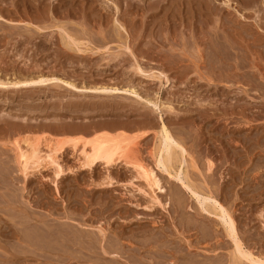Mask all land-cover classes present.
<instances>
[{
    "label": "rangeland",
    "instance_id": "374dc122",
    "mask_svg": "<svg viewBox=\"0 0 264 264\" xmlns=\"http://www.w3.org/2000/svg\"><path fill=\"white\" fill-rule=\"evenodd\" d=\"M67 34L82 51L65 45ZM42 77L57 84L0 88V264H235L221 219L201 208L205 195L264 257V0H0V80ZM163 124L179 142L174 171L200 197L178 171L157 168ZM101 132L136 139L133 158L158 172L162 204L132 166L81 167V143L65 147L59 180L52 166L26 179L14 162L12 144L27 134L47 150L48 137ZM13 215L20 235L36 230L32 246ZM60 226L80 237L69 236L72 248Z\"/></svg>",
    "mask_w": 264,
    "mask_h": 264
},
{
    "label": "bare ground",
    "instance_id": "6f19581e",
    "mask_svg": "<svg viewBox=\"0 0 264 264\" xmlns=\"http://www.w3.org/2000/svg\"><path fill=\"white\" fill-rule=\"evenodd\" d=\"M72 37L70 36V35H68L67 34V36L65 37V39H66V41L64 42L65 43V45L66 46H68L69 48H71L72 50L74 49H76V51H82L83 49L80 47V43H79V41L78 40H76L75 38L73 39H71ZM232 51V50H231ZM137 68V67H136ZM22 70V69H21ZM158 76V75H157ZM56 80H58L57 78H55V77H51V78H45V77H42L41 79H30V80H23V81H15V82H6V81H3V80H0V88H8V87H10V86H14V87H16V89H19L18 88V86L19 85H22V86H25V85H29V84H31V85H36V84H50V83H55V81ZM64 83H66L68 86H71V87H74V88H77V86L74 84V83H72V82H70V81H63ZM55 84H57V83H55ZM92 89V88H91ZM97 91H103V92H113V91H116V90H118L117 88H115V89H108V88H95ZM94 89V90H95ZM136 95V94H135ZM130 135V134H129ZM129 135H127V133L126 134H113V133H110V132H101V133H98V134H95V136H93V137H91V138H89V137H87L88 139H85V140H83V139H81V138H79V137H76V138H74V139H72V138H68V139H66V138H64V139H60V138H50V137H48V138H46V141H45V145L47 146H45L46 148H47V150H44V149H42L41 147V142H40V140L39 139H37V138H33L32 137V135L30 136L29 134H27L26 136H23L22 138H16L15 139V141L13 142V146H14V148L12 149L13 151H15V154H14V162H16V165H18L17 167L19 168V172H21L22 173V175L27 179V176L29 177V174H30V172L32 173V171L34 172V170H36V169H41V168H43V167H47V166H52V168H53V170H54V175L56 176V178H58V180L60 179V178H62V176L63 175H65L64 173H65V169H64V167H63V164L61 163V154L63 153V151L65 150V147L66 146H68L69 144H72L73 145V147H77L80 143L82 144V147L80 148V158H79V160H80V163H81V167H83L84 169H94V167L96 166V165H98L99 163H103V164H105L106 166H114V165H116V164H118V163H124V164H127V165H129V166H132V167H134V169H136L138 172V175H137V177H139V175H140V178H143L144 180H145V182H147V183H144V184H146L147 185V187L149 188V191H147V190H145L144 191V193L145 194H147V195H149L150 197V199L153 201V202H156L157 204H162V201H161V199H160V194H161V192H163L164 191V187L162 186V184H161V180H160V177L158 176V172H156L155 171V169H151V168H148L147 166H145L144 164H141L140 162H138L137 160H135V159H137V158H133V146H134V139H133V137L132 136H129ZM159 135H160V139H159V147L157 146V152H156V154H155V163H156V166H157V168H159V169H161V170H166V171H168L169 172V174H170V176L171 175H173L172 173H171V168L173 169V163L175 162L174 160L176 159L175 157H177V156H175V154H177V153H175V149L176 148H178V146H179V142H177V140H175L174 139V137L172 136V133H170V131L167 129V127L165 126V124H163L162 125V127H161V129H160V133H159ZM86 138V137H85ZM181 138V137H180ZM136 140V139H135ZM8 145H10V144H8ZM41 146V147H40ZM182 146V145H181ZM2 147V146H1ZM183 148V147H182ZM6 149V148H5ZM77 149V148H76ZM185 149V148H184ZM77 151V150H76ZM185 151H187V150H185ZM137 155V154H136ZM79 156V155H78ZM184 156V155H183ZM139 158V157H138ZM1 159V158H0ZM3 159V158H2ZM183 159H185V157L183 158ZM182 159V160H183ZM8 160V159H7ZM3 161V160H2ZM184 162V161H183ZM211 162V161H210ZM1 163V162H0ZM179 163H180V161H179ZM182 163V162H181ZM173 164V165H172ZM15 165V166H16ZM183 165V164H182ZM0 166H1V164H0ZM14 166V167H15ZM181 166V165H180ZM209 166H211V164H209ZM67 169V168H66ZM1 170V169H0ZM95 170V169H94ZM175 170V168L173 169V173H175L176 174V172L178 171V174H176V175H174L177 179H179L180 181H183V184H184V186L187 188V190H189L191 193H192V195L194 196V195H196V196H198V197H200V190H199V193L197 192L198 190H197V187L195 188L194 186L192 187L191 186V184L190 183H192V182H189V183H187V181H190V180H187L186 178H185V176H183V178L181 177L182 175H183V173L180 171L179 172V170H177L176 172L174 171ZM18 171V170H17ZM183 172H185V173H187L186 171H184V169L182 170ZM0 172H2V170L0 171ZM109 173V172H108ZM182 173V175L181 176H179V174H181ZM184 173V174H185ZM8 174H9V172H8ZM186 175V174H185ZM16 176V175H15ZM22 176V177H23ZM187 176H189V175H187ZM186 176V177H187ZM17 177V176H16ZM108 177V176H107ZM171 177H173V176H171ZM175 177H173V178H175ZM185 178V179H184ZM189 178V177H188ZM205 178V177H204ZM56 180V179H55ZM106 180H108V179H106ZM111 180H113V178H111ZM110 180V181H111ZM187 180V181H186ZM206 180V179H205ZM192 181V180H191ZM3 182V181H2ZM108 182V181H107ZM106 182V184L108 185V183ZM112 182V181H111ZM105 184V183H104ZM106 184H105V186H106ZM112 184H113V182H112ZM112 184L111 183H109V186H112ZM146 185H145V187H146ZM192 185H194V184H192ZM108 186V187H109ZM196 186V185H195ZM15 187V186H14ZM59 187V186H58ZM195 188V189H194ZM141 190H143V189H141ZM159 192H160V194H159ZM144 194V195H145ZM191 195V196H192ZM202 197V196H201ZM212 197V196H211ZM209 195H205V196H203V199L201 198V208L203 209V211H205V212H207V213H209V214H214L216 217L218 216L220 219H221V221H222V224L225 226V230H226V232H227V234H228V238H231V240H232V244H234V248H235V251L234 252H236V253H234L233 255H234V258H236V260L239 262L238 264H246V263H248V262H250V264H264V257L263 256H261V257H263V258H261L260 256H256L255 254H253L251 251H248V250H246L244 247L245 246H243V243H242V241H241V239H240V237H239V234H238V230H237V227H236V222H235V220H234V218H233V216H232V214L227 210V208H225L224 207V205H222L220 202H218V200L217 199H215L214 197H212L211 198ZM210 199H214V200H216L215 201V204L214 205H212L211 207H209V205L208 206H206V201L208 202V200H210ZM21 200V199H20ZM199 200V199H198ZM152 202V203H153ZM212 202V201H211ZM1 203V202H0ZM155 203V204H156ZM205 203V204H204ZM208 203H210V202H208ZM3 204V203H2ZM154 204V205H155ZM199 204V203H198ZM159 206H161V205H159ZM164 206H165V204H164ZM199 206V205H198ZM14 207V206H13ZM1 210V209H0ZM201 210V209H200ZM5 212H8V210L7 211H5ZM5 212H3V213H5ZM7 214V213H6ZM9 214V213H8ZM7 214V215H8ZM70 215V214H69ZM23 217V216H22ZM12 218H15L14 217V215L12 216ZM18 219V218H17ZM16 218H15V220H13V221H17L16 223L14 222V224H13V222H11V223H8V225H6L5 223V229L7 230L9 227H11L12 228V226L14 227V225H15V227L17 228V231L19 230V228L17 227V225L16 224H19L20 222H18V220H17ZM46 219V218H45ZM44 219V220H45ZM25 220V219H24ZM62 220V219H61ZM2 221V220H1ZM57 221V220H56ZM55 221V222H56ZM28 221H26V223H27ZM46 222V221H45ZM64 222V221H63ZM25 223V224H26ZM31 223V222H30ZM29 222H28V224H30ZM43 224H44V222H42ZM48 222H46L45 224H47ZM0 224H2L1 222H0ZM44 224V225H45ZM49 224V223H48ZM12 225V226H11ZM23 225H24V223H23ZM42 225V224H41ZM44 225H43V227H44ZM50 225V224H49ZM60 225H62V224H60ZM26 226L27 225H25V228L24 227H21L22 229L24 228V230L23 231H27L28 233L30 232V233H32V232H35L34 230H33V228L32 227H30L29 228V226H28V229H26ZM31 226V225H30ZM33 226V225H32ZM54 226V225H53ZM57 226V225H56ZM55 226V227H56ZM88 226H90V225H88ZM263 226H264V224H263ZM8 227V228H7ZM14 227V228H15ZM34 227H35V225H34ZM42 227V228H43ZM47 227H49V228H51V226H48L47 225ZM47 227L45 226V228H46V230H47ZM61 227V226H60ZM81 227V226H80ZM31 228H32V230H31ZM41 228V229H42ZM48 228V230L47 231H51V229H49ZM62 229H60V230H63V231H61V232H63V233H61V232H59V231H54V234H57V232H59L58 234H60V235H62V234H64V230L66 231L67 229H64L63 227H61ZM85 228V227H84ZM86 228H88V227H86ZM89 228H91V226L89 227ZM89 228L87 229V230H89ZM36 229V228H35ZM52 229H54L53 227H52ZM57 230H58V228H56ZM104 229V228H103ZM8 230H12V229H8ZM16 230V229H15ZM29 230H31V231H29ZM40 230V229H39ZM46 230H44V231H42V232H44V234H45V232H46ZM86 230V231H87ZM91 230V229H90ZM99 230H101V231H103L102 230V227L100 228L99 227ZM13 231H14V229H13ZM38 231V230H37ZM105 231V230H104ZM103 231V232H104ZM10 232V234H9V237L11 238L13 235L15 236V234L17 233V234H19V231L18 232H16V231H14L15 232V234H13L14 232H12V234H11V231H9ZM27 232H26V235L23 233H21V231H20V233L22 234V235H25V236H22V235H20L19 234V237L21 238V236H22V239H23V241H24V243H27V244H30V243H28V241H29V238H31V234H27ZM40 233V232H39ZM47 233V232H46ZM52 233H53V231H52ZM51 233V234H52ZM71 233V232H70ZM75 232H73V234H74ZM8 234V233H7ZM35 234V233H34ZM43 234V235H44ZM99 234V233H98ZM102 234V233H101ZM241 234V233H240ZM10 235H12V236H10ZM30 237H29V236ZM41 235V234H40ZM40 235H38V236H40ZM50 235V234H49ZM67 235H68V233L66 234V232H65V235H62V237L64 238V236H66L67 237ZM79 235V234H78ZM87 235V234H86ZM103 235V234H102ZM105 235V234H104ZM8 236V235H7ZM14 236H13V239H15L14 238ZM35 236H37V235H34V237ZM54 236V235H53ZM56 236V238H58L57 240H59L60 238H59V236L58 235H55ZM58 236V237H57ZM69 236L73 239L75 236H77V235H73V236H71V234L70 235H68V237L66 238V242H70L69 240H72V239H69ZM80 236V235H79ZM88 236V235H87ZM25 237L26 238H28V239H26V242H25ZM42 237V236H41ZM41 237H39V238H41ZM52 237V236H51ZM51 237H49V238H51ZM84 235H83V237H81V238H83L84 239ZM93 237V236H92ZM100 237H101V235H100ZM106 237V236H105ZM105 237L103 238V237H101V239H105ZM42 238H44V237H42ZM49 238H46L47 240H50ZM53 238L54 237H52V239L51 240H53ZM56 238L54 239V241L53 242H55V244L56 243H58L59 241H63V242H65L64 240H62V238L57 242L56 241ZM78 238V237H77ZM149 238V237H148ZM12 239V238H11ZM17 239H18V237H17ZM36 239L37 238H35V242H37L36 241ZM46 239H44V240H46ZM86 239V238H85ZM84 239V240H85ZM101 239H100V241H101ZM2 240V239H1ZM32 240V239H31ZM34 240V239H33ZM46 240V241H47ZM68 240V241H67ZM74 240V239H73ZM72 240V241H73ZM78 240H80V237H79V239ZM76 238H75V240L74 241H78ZM83 240V241H84ZM87 240V239H86ZM95 240H97V239H95ZM99 240V239H98ZM149 240V239H148ZM22 241V242H23ZM40 241V240H39ZM99 241V242H100ZM7 242V241H6ZM31 242V241H30ZM81 244H83V243H85V245H84V247L85 246H89L88 244L86 245V241H84L83 243L81 242V241H79ZM112 242V241H111ZM117 242V241H116ZM146 242V241H145ZM80 243H78V244H80ZM88 243H89V241H88ZM109 243V242H108ZM164 243V242H163ZM63 243H61V245H62ZM70 244H71V248H72V244H74V242L73 243H71L70 242ZM101 244V243H100ZM6 245V244H5ZM24 245V244H23ZM31 246H32V244H30ZM34 245H36V246H38V244H34ZM61 245H59V246H61ZM64 245V244H63ZM77 245V244H76ZM94 245V244H93ZM93 245H90L91 246V249L93 248L92 246ZM103 245V244H102ZM105 245V244H104ZM104 245L102 246V247H104ZM164 245V244H163ZM7 246V245H6ZM9 246V245H8ZM14 246V245H13ZM82 246V245H81ZM119 246H121V245H119ZM50 247V246H49ZM51 247H53V246H51ZM64 247V246H63ZM69 246H67L66 245V247L65 248H68ZM73 247H74V245H73ZM83 247V248H84ZM105 247H107V246H105ZM104 247V248H105ZM26 248V247H25ZM36 248V247H35ZM39 249H40V245H39V247H38ZM44 248V247H43ZM47 248V247H46ZM53 248H56V250H58L59 251V247H58V249H57V247H53ZM53 248H52V250H53ZM62 248V247H61ZM70 248V249H71ZM82 248V247H81ZM90 248V247H89ZM89 248H86V249H89ZM101 248V247H100ZM123 248V247H122ZM18 249V248H17ZM27 249H28V247H27ZM31 249V248H30ZM41 249H42V247H41ZM76 249V248H75ZM93 249H95V248H93ZM103 249V248H102ZM109 247L107 248V249H105V251L108 253V254H112L113 256H118V255H123L122 253L121 254H119L118 252H116V253H113V249H109ZM12 250H13V248H12ZM23 250V249H22ZM25 250V249H24ZM22 251V252H25V251ZM29 250V249H28ZM36 250V249H35ZM43 250V249H42ZM46 250V249H45ZM48 250H50V249H48ZM62 250V249H61ZM60 250V251H61ZM64 250V249H63ZM62 250V251H63ZM119 250H121V248L119 249ZM158 250V249H157ZM250 250V249H249ZM27 251V250H26ZM31 251V250H30ZM41 251V250H40ZM44 251V250H43ZM67 251V250H66ZM75 251L76 250H74L73 252L75 253ZM104 251V253H106ZM109 251H110V253H109ZM111 251H112V253H111ZM115 251H117V250H115ZM180 251H182V250H180ZM13 252V251H12ZM11 252V253H12ZM20 252V251H19ZM32 252V251H31ZM56 252V251H55ZM64 252H65V250H64ZM63 252V253H64ZM68 252V251H67ZM71 253H72V255L74 254L73 252H72V250L70 251ZM69 252V253H70ZM120 252V251H119ZM33 253V252H32ZM79 253V252H78ZM150 253V252H149ZM43 254V253H42ZM45 254V253H44ZM61 254V253H60ZM107 254V255H108ZM182 254V253H181ZM180 254V255H181ZM4 256V255H3ZM38 256V255H37ZM40 256V255H39ZM76 256V255H75ZM78 256V255H77ZM112 256V257H113ZM236 256V257H235ZM2 257V256H1ZM61 257V256H60ZM73 257V256H72ZM175 257V256H174ZM228 257V256H227ZM49 258V257H48ZM178 258V257H177ZM6 259V258H5ZM175 259V258H174ZM182 259V258H181ZM183 259H184V257H183ZM189 259H190V256H189ZM185 260V259H184ZM187 260V259H186ZM244 260H246L247 262L245 263L244 262ZM13 261V260H12ZM182 261V260H181ZM237 261H234L233 260V262L235 263V264H237ZM122 262V261H121ZM133 262V261H132ZM189 261H187L186 262V264L188 263ZM219 263H220V261H218ZM224 262V261H223ZM94 263V262H93ZM123 263V262H122ZM142 263V262H141ZM140 263V264H141ZM157 263V262H156ZM181 263V262H180ZM191 262H189L188 264H190ZM195 263V262H194ZM204 263H205V261H204ZM4 264H7V262L6 263H4ZM9 264H11V263H9ZM13 264H14V262H13ZM29 264V263H28ZM108 264V263H107ZM117 264H119L118 262H117ZM121 264V263H120ZM183 264H185V262H183Z\"/></svg>",
    "mask_w": 264,
    "mask_h": 264
}]
</instances>
